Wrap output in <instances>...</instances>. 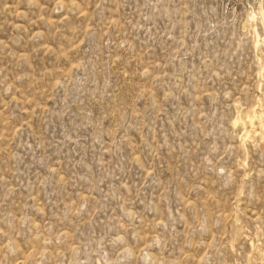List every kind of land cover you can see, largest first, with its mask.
Wrapping results in <instances>:
<instances>
[{
  "label": "rangeland",
  "instance_id": "obj_1",
  "mask_svg": "<svg viewBox=\"0 0 264 264\" xmlns=\"http://www.w3.org/2000/svg\"><path fill=\"white\" fill-rule=\"evenodd\" d=\"M253 112L264 0H0V264H264Z\"/></svg>",
  "mask_w": 264,
  "mask_h": 264
},
{
  "label": "bare ground",
  "instance_id": "obj_2",
  "mask_svg": "<svg viewBox=\"0 0 264 264\" xmlns=\"http://www.w3.org/2000/svg\"><path fill=\"white\" fill-rule=\"evenodd\" d=\"M257 45V44H256ZM248 122L251 125L258 124L261 131H264V119L261 113L253 112L251 115L248 116ZM254 130V129H253ZM249 136V133L246 132V137Z\"/></svg>",
  "mask_w": 264,
  "mask_h": 264
}]
</instances>
